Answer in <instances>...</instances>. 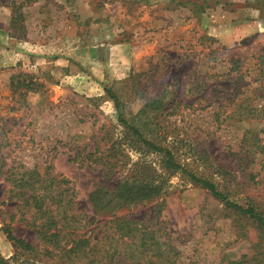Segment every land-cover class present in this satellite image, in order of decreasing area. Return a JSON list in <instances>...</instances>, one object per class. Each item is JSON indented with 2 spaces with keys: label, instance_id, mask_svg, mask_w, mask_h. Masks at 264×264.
Segmentation results:
<instances>
[{
  "label": "rangeland",
  "instance_id": "obj_1",
  "mask_svg": "<svg viewBox=\"0 0 264 264\" xmlns=\"http://www.w3.org/2000/svg\"><path fill=\"white\" fill-rule=\"evenodd\" d=\"M117 101L147 140L264 214V0H0L1 255H14L9 229L38 249L20 263L56 264L24 201L31 186L42 190L39 174L52 190L47 203L71 210L73 229L92 234L102 253L111 244L122 251L108 231L122 217L164 243L167 256L142 264L257 254L264 264L257 223L167 170L118 121ZM125 181L160 190L124 200Z\"/></svg>",
  "mask_w": 264,
  "mask_h": 264
},
{
  "label": "trees",
  "instance_id": "obj_2",
  "mask_svg": "<svg viewBox=\"0 0 264 264\" xmlns=\"http://www.w3.org/2000/svg\"><path fill=\"white\" fill-rule=\"evenodd\" d=\"M33 83H29L28 90H32L31 86ZM116 101L115 96H112ZM116 107L119 110L118 121L124 127L132 133L143 145H147L149 149L162 155L164 167L172 173H182L188 176L192 182L201 187L207 189L214 197L220 199L228 207L235 209L240 212L242 215L248 216L253 221L257 223L259 228L264 234V214L261 213L253 205L243 206L238 203L232 202L228 196L223 192L219 191L216 185L202 177L195 175L193 172L189 171L183 165L178 163L175 160V157L171 151L167 148L160 147L155 143L147 140L143 133L128 122L125 119L120 111L118 101L116 102ZM264 112L263 109H261ZM38 176V185L39 187L31 186L32 192L24 194L26 196L24 201L27 205H31L36 209V212L40 215L42 221L36 223L34 228L36 233L43 244L48 247L47 253H56L57 261L56 264H116L118 260L119 264H124V260L132 259L136 260V264H142L141 256L150 257L155 256L161 258L163 255L167 256L165 250L162 249V243L159 241V238L156 235V232L150 230L146 227V224L140 223L141 221L115 217L109 221V238L114 241H121L122 251H118L117 247L110 245L108 249H104L103 253L100 252L98 247L99 240L92 243V234L84 233L77 234L72 225L73 215L69 213V209H66L65 206L57 207L55 210L51 208V205L55 202L54 200L51 203H47V200L50 198V192L52 190L43 189L41 186L44 181V175ZM148 181L142 182H129L125 181L119 185L120 198L129 201H139L147 200L155 196L159 190L157 187H153ZM60 194V193H59ZM71 201H68L67 207H69ZM144 228V233L142 238H139L137 233L142 231ZM118 232L120 234L117 240L114 237V233ZM8 241L11 242L14 248V255L9 258H6L0 253V264H22L19 261V257L22 256L24 252L35 253L37 256L38 249L27 243L21 238L16 237L11 230L7 229L5 231ZM139 238L138 241H136ZM110 242V241H108ZM132 246H136L135 249H132ZM144 248V252L138 254V250ZM116 254L120 255L121 258L116 257ZM144 254V255H143ZM263 255L257 254L253 256L243 255L238 259L230 260L228 264H263ZM30 258V257H29ZM33 261H38L37 259L32 258ZM169 264V263H168Z\"/></svg>",
  "mask_w": 264,
  "mask_h": 264
}]
</instances>
